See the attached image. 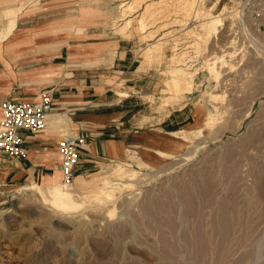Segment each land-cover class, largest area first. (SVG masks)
Here are the masks:
<instances>
[{
  "label": "rangeland",
  "instance_id": "374dc122",
  "mask_svg": "<svg viewBox=\"0 0 264 264\" xmlns=\"http://www.w3.org/2000/svg\"><path fill=\"white\" fill-rule=\"evenodd\" d=\"M15 1L13 20L129 39L128 114L173 142L59 180L73 207L41 197L54 184L4 195L0 264H264V0Z\"/></svg>",
  "mask_w": 264,
  "mask_h": 264
},
{
  "label": "crops",
  "instance_id": "0c3cea01",
  "mask_svg": "<svg viewBox=\"0 0 264 264\" xmlns=\"http://www.w3.org/2000/svg\"><path fill=\"white\" fill-rule=\"evenodd\" d=\"M15 4L0 0V117L4 99L36 100L45 88L52 90L53 108L42 129L21 130L26 156L0 152V202L18 187L61 181L57 141L64 134H87L74 180L104 161L130 160L132 152L142 159L170 148L168 131L137 125L128 114L127 98L138 95L144 75L129 39L64 32L55 14L41 10L22 8L13 20L5 13Z\"/></svg>",
  "mask_w": 264,
  "mask_h": 264
},
{
  "label": "built area",
  "instance_id": "2783aa9c",
  "mask_svg": "<svg viewBox=\"0 0 264 264\" xmlns=\"http://www.w3.org/2000/svg\"><path fill=\"white\" fill-rule=\"evenodd\" d=\"M38 99L31 101L6 98L1 103L0 152L11 158L24 157L27 150L21 130L35 132L45 126L47 114L52 110L53 94L49 88L39 92ZM84 132L62 135L57 141V152L61 157V182L71 185L74 170L79 163L78 147L86 142Z\"/></svg>",
  "mask_w": 264,
  "mask_h": 264
},
{
  "label": "bare ground",
  "instance_id": "6f19581e",
  "mask_svg": "<svg viewBox=\"0 0 264 264\" xmlns=\"http://www.w3.org/2000/svg\"><path fill=\"white\" fill-rule=\"evenodd\" d=\"M114 173H115V175H122L119 171H116V170L114 171ZM109 194H110L109 192H105V195L106 196H108ZM40 195H41L42 198H44V199H46V198L47 199H50L51 201L55 202L59 206L73 207V206L79 204L78 202L75 201V199L72 197V195L69 192H67L65 190L58 189L56 187V184H54L52 186V189L51 190L40 192Z\"/></svg>",
  "mask_w": 264,
  "mask_h": 264
}]
</instances>
